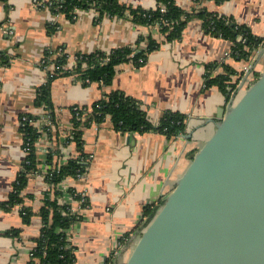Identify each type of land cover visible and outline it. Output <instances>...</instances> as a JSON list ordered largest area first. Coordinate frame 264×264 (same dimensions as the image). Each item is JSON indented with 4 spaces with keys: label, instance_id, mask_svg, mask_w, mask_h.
Instances as JSON below:
<instances>
[{
    "label": "crops",
    "instance_id": "crops-1",
    "mask_svg": "<svg viewBox=\"0 0 264 264\" xmlns=\"http://www.w3.org/2000/svg\"><path fill=\"white\" fill-rule=\"evenodd\" d=\"M120 1L134 7L156 5L155 0ZM176 2L188 11L205 7L232 16L264 37V0ZM95 17L94 11L80 8L75 18L64 13L55 18L49 7L35 0H0V52L10 57L0 63V264H27L42 227L39 208L50 189L46 171L80 153L76 141L66 139L73 129V106H90L106 93L122 90L141 102L154 123L164 110L186 115V131L173 137L158 130L119 131L110 117L93 122L82 133L88 171L83 178L68 176L58 185L63 192L60 201L70 203L81 215L69 230L76 246L75 264H105L108 259L124 264L144 229L145 207L172 191L214 132L220 107L229 104L218 86H204L206 64L223 61L237 71L247 66L250 82L264 69L263 45L249 60L235 58L230 54L232 40L207 33L198 17L189 20L182 37L174 41H165L157 25L137 23L130 14L104 15L99 22ZM53 23L55 28L50 27ZM148 34L162 41L160 47L140 66L133 61L118 64L110 84L86 83L75 73L52 79L50 96L57 123L51 126L52 133L44 131L37 140L38 169L28 174L22 191L24 204L34 214L25 222L21 204L5 209L2 202L26 157L20 118L32 114L36 119L44 113L36 97L37 88L49 78L40 64L46 49L62 47L70 55L110 51L133 45ZM222 70L218 65L214 74ZM56 149L50 164L48 153ZM71 189L85 194L88 204L82 206Z\"/></svg>",
    "mask_w": 264,
    "mask_h": 264
},
{
    "label": "trees",
    "instance_id": "trees-1",
    "mask_svg": "<svg viewBox=\"0 0 264 264\" xmlns=\"http://www.w3.org/2000/svg\"><path fill=\"white\" fill-rule=\"evenodd\" d=\"M155 1L156 5L154 7L144 8L125 4L120 0H63L60 2L62 3L60 10L68 17L73 18L75 7L89 8L93 6L99 10V15L95 19L96 22H99L104 15L125 16L130 14L131 18L137 23L151 26L157 25L164 35L165 41L180 39L189 20L193 17H198L202 20L203 28L207 33L232 40L233 44L230 54L238 59L249 60L264 42V37L256 35L249 26L237 22L232 16L219 14L205 7L188 11L180 6L176 0ZM216 1L222 2L224 0ZM57 3H53L51 10L55 11L54 7ZM162 6H165L164 11L161 9ZM54 24H50V27L55 28L57 24ZM239 37L243 39L238 40ZM161 43L162 41L157 40L152 34H148L139 37L133 45H122L110 51L84 52L73 72L65 70L60 74L75 73L77 77L86 83L100 81L104 84H110L118 64L133 61L136 66H140L147 60L148 54L159 48ZM132 53L133 55H131ZM50 56L51 51L46 49L41 66L45 67L53 61ZM107 57L109 59H106ZM9 58L7 54L0 52V63L7 62ZM56 59H58V62H64L65 56L62 55ZM83 62H86L85 66ZM218 65H221L223 70L214 74V70ZM238 73L239 71L226 62H210L206 64L204 86L206 88L212 85L218 86L229 100L232 92L237 88L236 81H233V79L234 75ZM54 77L49 76L47 82L37 88L36 97L38 104L45 105L50 110L51 124H45L42 127L33 125L31 120L35 119V117L32 114H24L20 118V129L23 132L25 141H30V150L25 157L22 168L17 173L8 198L2 202V206L5 209L21 204L20 212L25 222L30 221L31 216L34 214L32 207L24 204L22 191L28 182V174L38 169L36 142L44 131L52 133L51 126L57 123L50 96L51 81ZM71 109L73 129L70 132V136H67L66 139L75 140L80 153L77 156L68 158L61 164L55 163V166L51 167L46 174L50 189L44 194L43 204L39 208L42 227L27 264L76 263V246L70 239L69 230L73 223L81 218V215L73 210L70 203L60 201L63 192L58 185L68 176L77 177L78 173L86 174L88 171L90 160L88 154L83 151L82 133L84 127L89 126L93 122L100 123L110 117L114 128L119 131L144 132L158 130L165 133L168 137L177 136L186 131V115L184 113L169 109L164 110L159 121L154 123L148 117L147 111L142 108L141 102L122 90L111 91L90 106H82L78 114L74 106ZM81 114H85L84 119H78ZM23 116H26L24 121H22ZM56 152H58V149L51 150L48 153V163H53ZM71 190L73 198L81 200V193ZM164 200L148 204L145 207L142 221L143 227L152 220ZM81 204L86 206L88 204L87 198ZM105 264L114 263L112 259H108Z\"/></svg>",
    "mask_w": 264,
    "mask_h": 264
},
{
    "label": "water",
    "instance_id": "water-1",
    "mask_svg": "<svg viewBox=\"0 0 264 264\" xmlns=\"http://www.w3.org/2000/svg\"><path fill=\"white\" fill-rule=\"evenodd\" d=\"M218 112L124 264H264V69Z\"/></svg>",
    "mask_w": 264,
    "mask_h": 264
},
{
    "label": "built area",
    "instance_id": "built-area-1",
    "mask_svg": "<svg viewBox=\"0 0 264 264\" xmlns=\"http://www.w3.org/2000/svg\"><path fill=\"white\" fill-rule=\"evenodd\" d=\"M36 2L39 3H43L45 4L47 7H49L51 9L52 5L54 2H58L54 9L55 11L51 10L54 17L57 18L59 17L61 14H63L64 12L62 10H60V8H62V3H60L61 1L63 0H46L45 2L43 0H35ZM80 8L79 7H75L74 8V16L73 18L76 17L77 15V12ZM88 9H90L91 11H94L96 17L99 15V10H97L95 7L91 6L89 7ZM163 11L165 10V6H162L161 8ZM65 14V13H64ZM95 17V19H96ZM243 38L239 37L238 40H241ZM264 46V42L261 44ZM50 51H51V59H53V61H51L48 65H46V69L48 70V75L49 76H57L59 75L60 73H62V71H65V70H69L70 72H73V70L75 69V67L77 66V63L80 59V57L82 56V54L84 52H77L75 53L74 55H70V53H68L64 48L62 47H58V48H48ZM65 56V61L64 62H58V59H56L57 57H60V56ZM133 55V53L131 54ZM227 55H229V53H227ZM106 59H109V57H107ZM44 61V58L41 59L40 61V64ZM83 65L85 66L86 65V62H83ZM245 71V75L243 76V79L240 81V83L237 85V88L236 90L234 91L233 95L230 97V100H229V104L230 103H233L236 101L237 99V93L238 91L243 88L245 86L246 83H249V68L248 67H245L244 69ZM252 83V81L250 82ZM249 85V84H248ZM82 108V106H79V105H75L74 106V109L77 111V114L79 112V110ZM42 109L44 111L43 115H41L40 117L36 118L35 120H31V123L35 126H38V127H42L43 125L45 124H48L50 125L51 124V121H50V110L45 106V105H42ZM85 118V114H81L80 116H78V119H84ZM26 119V116H23L22 117V121H24ZM42 130V128H40ZM24 151L26 152V155L29 153V150H30V141L29 140H26L24 139ZM48 173V171H46V174ZM51 173V172H50ZM85 176V174L83 173H78L77 174V178H83ZM82 198H81V203L86 201V196L85 194H82Z\"/></svg>",
    "mask_w": 264,
    "mask_h": 264
},
{
    "label": "rangeland",
    "instance_id": "rangeland-1",
    "mask_svg": "<svg viewBox=\"0 0 264 264\" xmlns=\"http://www.w3.org/2000/svg\"><path fill=\"white\" fill-rule=\"evenodd\" d=\"M245 67H247V66H245ZM245 67L242 70H240L238 74L234 75V77H236V78H235V80L233 79V81H236V84L237 85L240 83V81L243 79V76L245 75V71H244ZM248 84L250 85L251 83L250 82L249 83H246L245 86L238 91L237 98H239V96L243 93L244 89L249 86ZM234 91L232 92L231 96L233 95ZM70 239H71V235H70Z\"/></svg>",
    "mask_w": 264,
    "mask_h": 264
}]
</instances>
